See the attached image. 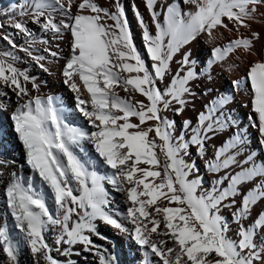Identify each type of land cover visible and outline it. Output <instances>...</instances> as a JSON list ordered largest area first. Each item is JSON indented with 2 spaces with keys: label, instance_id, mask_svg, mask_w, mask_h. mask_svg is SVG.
I'll return each instance as SVG.
<instances>
[{
  "label": "snow or ice",
  "instance_id": "6c2138e0",
  "mask_svg": "<svg viewBox=\"0 0 264 264\" xmlns=\"http://www.w3.org/2000/svg\"><path fill=\"white\" fill-rule=\"evenodd\" d=\"M183 3L194 6V10L185 12L179 4H170L161 24L155 10L156 0H146L156 24L155 35L149 32L136 10L144 28L147 52L153 61L151 69L133 43L123 6L118 2L115 11L101 7L96 0H23V3L0 10V16L7 17L9 26L28 37L34 34L27 20L39 25L44 32L53 33L54 38L62 39L64 33L70 34V56L63 69L64 82L77 93L78 110L96 129L89 133L70 126L54 106L53 97L32 96L27 83L31 81L33 87L39 89L35 79L15 66L18 57L13 53L0 52V85L10 87L22 101L12 114V120L26 150L27 164L42 181L37 191L31 180L25 182L23 177L11 173L5 188L7 207L15 218L16 227L25 233L24 239L32 253L43 254L48 264H59L44 240L48 224L61 229L57 244L82 243L89 247L92 240L84 233L99 235L94 223L97 219L133 236L138 245L159 257L161 264H264V240L258 242L264 232V213L249 226L243 223L257 201L264 199V190L258 186L244 194L233 213L238 224V239L228 236L229 224L220 214L225 201L231 199V204L236 205L239 185L264 176V164L231 176L227 187L214 186L209 191L203 189L200 177L189 178L198 169L195 162L184 158L193 144L199 146L203 154L204 142L209 138L208 133L214 131V125L225 126L216 119V112L230 97H220L207 113H200L190 140L183 136L176 139L174 122L163 117L161 112L173 102L180 105L176 111L182 112L187 103L184 97L191 91L189 84L197 78L190 52L181 61L182 71L186 66V73L177 72L165 89L158 86V81H163L169 73L174 56L185 45L201 34L214 40L213 32L218 27L228 28L225 19L234 27L249 28L258 10L264 7V0H183ZM108 20L114 24L109 25ZM256 35L239 36L226 45L214 47L213 60L209 63L222 62L241 49L251 54ZM2 38L15 47L10 36ZM35 43V39L29 41L23 51L43 68L40 62L45 57L33 55ZM45 51H50L54 57L58 55L50 49ZM247 78L254 95L260 131L264 134V60L251 63ZM81 86L88 94L87 99L82 98ZM117 88L138 92L148 103L132 96L121 97ZM0 95L7 93L0 90ZM5 107L0 102V109ZM133 117L138 123L132 122ZM150 121L155 123L149 125ZM190 124L186 121L185 127ZM85 139L94 144L103 161L115 170L111 183L127 195L130 206L125 219L130 221L131 228L105 210L108 199L102 178L89 172L74 153L72 146ZM239 143L241 140L237 136L219 149L216 159L209 164L210 170L219 172L234 164L235 157L228 153ZM226 179L229 178L221 177L216 185H223ZM73 181L77 188L73 187ZM45 187L57 205L55 215L46 203ZM77 190L79 194H75ZM73 215L78 219L73 221ZM154 235L165 238L155 240ZM170 241L172 246H168ZM0 245L12 264H16L17 246L10 239L7 226L0 227ZM148 254L146 252L145 256ZM101 264H116V257L102 254Z\"/></svg>",
  "mask_w": 264,
  "mask_h": 264
},
{
  "label": "bare ground",
  "instance_id": "6f19581e",
  "mask_svg": "<svg viewBox=\"0 0 264 264\" xmlns=\"http://www.w3.org/2000/svg\"><path fill=\"white\" fill-rule=\"evenodd\" d=\"M96 2L110 11L116 10L117 2L123 6L132 33L133 43L142 59L151 69L153 61L147 52V43L143 36L144 28L136 15L138 9L145 24L148 25L149 32L155 35L157 31L156 24L146 7V0H96ZM19 3H23V0H0V10ZM170 4H179L185 12L194 10V6L183 3V0H156L155 10L159 13L158 19L161 24L164 22L166 7ZM72 11L75 13L76 8L73 7ZM60 18L58 15L57 19ZM25 19L27 20V18ZM224 22L228 25V28L218 27L213 32L216 37L214 40H210L206 34H201L190 44L185 45L174 56L170 71L165 79L158 81V86L165 89L177 72L185 74L186 66L182 71L181 61L186 53H191L190 60L194 62L197 78L189 84L191 91L184 97L187 103L183 106V111H176L180 105L173 102L168 109L161 112L163 117L174 122L173 135L176 139L183 136L185 140H190L193 134L192 129L198 126L200 113H207L208 108L220 97H230L229 102L222 108H218L216 112V119L225 126L214 125V131L208 133L209 138L204 142L203 154H201L199 146L193 144L188 149V155L184 157L190 163L195 162L198 169V172H195L189 178L200 177L203 189L209 191L214 186L227 187L231 176L254 165L264 164V134L260 131L258 113L255 112L253 105L254 95L250 80L247 78L251 63L264 60V7L258 10L249 28L234 27L233 23L227 19ZM0 23L3 24V27H0V52L13 53L18 57L14 62L15 66L22 71H26L30 77L35 79L39 89L34 88L31 81L27 83L31 95L42 98L53 97L54 106L61 111V115L67 124L84 129L89 133L96 131L89 120L78 110L77 93L70 88L69 84L64 82L63 69L66 59L70 56V34L64 33L62 39L54 38L53 33L44 32L39 25L27 20L28 27L34 34L33 37H28L9 26L6 16H0ZM107 23L112 25L114 21L108 20ZM253 34L258 35L254 37V49L251 54L241 49L230 54L222 62L209 63L213 60L214 47L226 45L229 40L239 36L251 37ZM5 35L11 37L15 47L2 38ZM32 39L36 40L32 49L33 55L45 57L40 62L44 65L43 68L28 53L23 51V48L28 47L29 41ZM42 40H46L47 43H40ZM45 49L57 52L58 55L54 57L50 54V51H45ZM236 81L240 83L237 85ZM77 83H80V81L77 80ZM0 90L7 93V95H0V102L6 105L5 108L0 109V172L3 173L0 175V227L7 226L9 237L17 246L16 264H48L43 254L32 253L30 246L24 239L25 233L16 227L15 218L7 207L5 188L11 173L23 177L25 182L31 180L33 188L37 191L40 190L42 181L38 174L27 164L26 150L19 140L15 131V123L12 120V114L22 101L18 99L16 93L10 87L0 85ZM116 90L121 97L132 96L135 100L148 103L147 98L138 92H125L121 88ZM81 93L82 98H88V94L82 86ZM186 121L191 122L187 127H185ZM132 122L138 123V120L133 117ZM154 123L155 121L148 122L149 125ZM151 135H154V133ZM237 136L240 137L241 143L230 149L228 153L235 157V163L227 169L222 168L219 172L210 170L209 164L216 159V153L219 149ZM157 142L159 143V141ZM72 148L80 160L86 164L88 171L102 178L101 182L107 192L108 199L105 210L131 228L130 221L125 219L127 209L130 206L127 195L125 192L118 190L117 185L111 183L110 178L115 170L103 161L90 140H82L73 145ZM221 177H228L229 179H226L223 185H216ZM258 186L264 190V176H257L238 186L240 195L235 197L236 205H232L230 199L221 206L220 214L229 224L228 236L230 238L238 239L236 235L238 224L233 213L240 206L243 195L255 190ZM73 187L77 188L75 181H73ZM44 191L49 211L55 215L58 210L57 205L51 198L50 190L45 187ZM75 194H79V191L77 190ZM261 213H264V199L258 200L252 207L250 216L243 222L245 226L254 223ZM77 219L78 217L73 215L72 220ZM94 223L96 224V232L99 235L88 231L84 233L90 236L92 240V245L89 247L82 243L75 245L57 244V237L60 235L61 229L58 225L48 224L43 235L44 240L51 249V256L59 264H101L102 254L115 256L116 264H145V261H147V264H161L159 257L152 254L150 249L138 245L133 236L123 233L100 219L95 220ZM164 238L153 236L155 240ZM261 240H264V232L261 233L258 242ZM168 246H172L171 241ZM66 249L70 250L66 252ZM146 252L149 253L147 257L145 256ZM212 258H214V254ZM0 264H12L7 253L3 251L2 245H0Z\"/></svg>",
  "mask_w": 264,
  "mask_h": 264
}]
</instances>
